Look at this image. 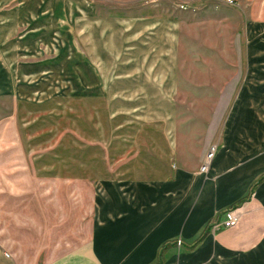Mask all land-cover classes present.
Instances as JSON below:
<instances>
[{
	"label": "crops",
	"instance_id": "0c3cea01",
	"mask_svg": "<svg viewBox=\"0 0 264 264\" xmlns=\"http://www.w3.org/2000/svg\"><path fill=\"white\" fill-rule=\"evenodd\" d=\"M209 1L228 7L223 0ZM19 7L5 20L13 29H30L21 36L22 49H7L0 56V94L18 96L23 89L39 93L63 44L54 36L61 29L66 37L69 30L64 20L72 13L64 0H22ZM171 13L140 10L128 21L106 22L91 18L89 6L83 9L82 92L101 94L114 84L113 93L133 94V177L99 181L85 242L39 264H264V48L256 47L259 42L264 46V28L248 29V56L257 67L245 71L238 100L215 144L208 131L198 145L186 141L183 146L177 133L188 125L170 121L164 106L162 120L154 121L152 105L155 95L179 91L186 20L192 17ZM224 77L231 78L227 73ZM219 78L206 87L210 93L225 90L217 91ZM170 100L165 98L171 108ZM212 146L215 156L202 173ZM196 148L201 156L191 164L187 160ZM141 152L146 160L138 165ZM153 158H161L162 164ZM237 206L242 210L239 225L213 234L212 222ZM177 241H182L180 248ZM6 254L0 247V264H21Z\"/></svg>",
	"mask_w": 264,
	"mask_h": 264
},
{
	"label": "rangeland",
	"instance_id": "374dc122",
	"mask_svg": "<svg viewBox=\"0 0 264 264\" xmlns=\"http://www.w3.org/2000/svg\"><path fill=\"white\" fill-rule=\"evenodd\" d=\"M64 1L72 15L64 20L69 28L66 37L61 29L62 38L54 36L63 44L58 46L52 76L41 81L37 94L27 89L19 97L0 94V247L21 264L43 263L83 244L96 184L106 178L133 177V94L113 93L114 84L101 94L82 92L83 9L89 6L91 18L106 22L128 21L140 10L192 17L186 20L179 91L155 95L152 104L154 121L162 120L164 106L170 121L188 125L177 133L183 146L186 141L198 145L208 131L211 143L219 138L245 71L257 67L248 56V29L264 28V0H234L228 7L209 0ZM20 2L0 0V56L25 46L21 36L30 27L13 29L5 20ZM256 47L264 48L261 42ZM226 73L231 78H225ZM216 78L217 91L225 90L210 93L206 87L214 86ZM165 98L171 99V108ZM172 142L173 138L169 147ZM157 143L161 148V141ZM142 153L138 165L146 160ZM190 156L187 161L192 164L201 156L200 149H192ZM153 161L162 164L161 158Z\"/></svg>",
	"mask_w": 264,
	"mask_h": 264
},
{
	"label": "built area",
	"instance_id": "2783aa9c",
	"mask_svg": "<svg viewBox=\"0 0 264 264\" xmlns=\"http://www.w3.org/2000/svg\"><path fill=\"white\" fill-rule=\"evenodd\" d=\"M227 5L229 6H233L234 0H223ZM182 10H186L187 8L185 6H181L180 7ZM216 146H212L208 152V154L206 155L203 164L201 166V172L202 173H206L208 171V168L211 165V162L215 156L216 153ZM241 216H242V210L240 207H231L229 209H227L223 215L221 216L220 219L212 222L211 227H210V231L213 234H216L218 231L222 230V229H232L235 228L239 225L240 221H241ZM182 246V241H177V247H181ZM10 255L7 253L6 257H9Z\"/></svg>",
	"mask_w": 264,
	"mask_h": 264
}]
</instances>
